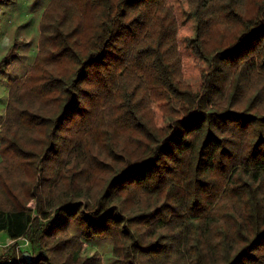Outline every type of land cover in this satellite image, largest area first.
<instances>
[{"label":"trees","instance_id":"16d2710c","mask_svg":"<svg viewBox=\"0 0 264 264\" xmlns=\"http://www.w3.org/2000/svg\"><path fill=\"white\" fill-rule=\"evenodd\" d=\"M28 4L31 61L0 44V233L28 246L0 264H264V0Z\"/></svg>","mask_w":264,"mask_h":264},{"label":"rangeland","instance_id":"374dc122","mask_svg":"<svg viewBox=\"0 0 264 264\" xmlns=\"http://www.w3.org/2000/svg\"><path fill=\"white\" fill-rule=\"evenodd\" d=\"M29 0H14L10 1L12 5L7 4H0V44L4 46L3 40L5 37L9 38V34L12 35V32H14V35L21 34L22 39H24L29 44L27 45L28 50L26 49L24 53H22V58L29 62L32 59V50H34V44L36 42V22H33V11L29 7L28 3ZM32 21V22H31ZM19 22H22L21 25L18 24ZM25 24L24 26L22 24ZM11 24V28L8 29V26ZM20 25V26H19ZM19 26V27H17ZM33 26V30H32ZM8 29V30H7ZM11 37V36H10ZM7 40V39H6ZM4 48V47H3ZM26 56V57H24ZM22 59V61H23ZM15 65V63H14ZM8 78L7 75H3L0 77V87H2L3 90H0V98L2 100L5 99V87L3 86L2 82ZM27 206L32 209L34 207V202H29ZM3 233H0V238L3 237Z\"/></svg>","mask_w":264,"mask_h":264},{"label":"built area","instance_id":"2783aa9c","mask_svg":"<svg viewBox=\"0 0 264 264\" xmlns=\"http://www.w3.org/2000/svg\"><path fill=\"white\" fill-rule=\"evenodd\" d=\"M0 246L4 247L5 249L15 246L17 249L20 247V249L23 250L28 246V242L22 237L18 238V240H13L7 237L5 240L0 241Z\"/></svg>","mask_w":264,"mask_h":264},{"label":"water","instance_id":"95a60500","mask_svg":"<svg viewBox=\"0 0 264 264\" xmlns=\"http://www.w3.org/2000/svg\"><path fill=\"white\" fill-rule=\"evenodd\" d=\"M22 256H23V259H24L26 262H28V263L33 262V256H32L29 252L24 251V252L22 253Z\"/></svg>","mask_w":264,"mask_h":264},{"label":"crops","instance_id":"0c3cea01","mask_svg":"<svg viewBox=\"0 0 264 264\" xmlns=\"http://www.w3.org/2000/svg\"><path fill=\"white\" fill-rule=\"evenodd\" d=\"M3 40H6L5 38ZM16 69H14L13 71H15ZM0 90H3L2 87H0ZM4 236L0 238V241L5 240L7 237L5 234H3Z\"/></svg>","mask_w":264,"mask_h":264}]
</instances>
